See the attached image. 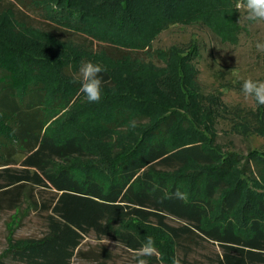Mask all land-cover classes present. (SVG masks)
Wrapping results in <instances>:
<instances>
[{
    "label": "trees",
    "instance_id": "obj_1",
    "mask_svg": "<svg viewBox=\"0 0 264 264\" xmlns=\"http://www.w3.org/2000/svg\"><path fill=\"white\" fill-rule=\"evenodd\" d=\"M3 1L0 0V12H11L19 23L31 26L18 16L15 5L1 6ZM16 1L28 9L44 8L45 17L62 30L92 32L86 1ZM191 1L196 2V8L190 16V10L183 13L178 5L187 2L191 6ZM232 2L236 5L238 0H177L174 4L155 0L159 4L154 9L160 20L178 24L182 19H191L195 12L208 17L221 4L234 7ZM54 3L57 7L52 8ZM231 13L233 19L239 20V12ZM139 25L140 20L131 19L128 27L133 33L144 35L145 29H139ZM121 28L118 35H127V27ZM127 39L122 42L127 48H136L135 44L139 46L142 41ZM25 60L41 67L29 69L31 65L24 66ZM63 68L47 59H26L17 47L0 43V210H16L25 198L47 213L46 234L40 239L12 244L0 258V264H11L8 258L17 264H77L74 259L83 255L82 243L92 234L100 241L116 242L134 254L144 239L128 226L133 220L161 230L175 244L177 252L191 250L200 241H206L221 248L215 264H264V199H248L247 205L246 186H232L227 178L232 158L222 162L219 154L201 143L172 145V131L178 122L175 116L113 161L104 159L105 178L93 173L94 169L79 172L73 162L94 158L96 154L84 145L81 132L85 124L79 123L88 117L100 123L115 118L120 98L105 95L83 117H72L68 126L77 124L72 127L73 132L61 137L49 134L46 126L50 120V100L55 99L53 103L60 110L64 108H58L61 101L67 106L74 97L69 89L66 97L63 95L64 83L68 84ZM101 76L105 81L103 87L111 89L118 85L107 70ZM258 154L259 161L264 160V154ZM192 165L201 168V173L181 174ZM262 178L264 181V175ZM177 190L186 198H176ZM36 191H49L53 199H38ZM244 206L243 215L236 216ZM217 209L220 214L213 216ZM93 257L99 264H108L112 253L103 247ZM147 259L149 264H161L156 255ZM181 262L189 264L185 259Z\"/></svg>",
    "mask_w": 264,
    "mask_h": 264
},
{
    "label": "rangeland",
    "instance_id": "obj_2",
    "mask_svg": "<svg viewBox=\"0 0 264 264\" xmlns=\"http://www.w3.org/2000/svg\"><path fill=\"white\" fill-rule=\"evenodd\" d=\"M83 1L89 3L88 22L97 36L91 31L62 30L45 17L44 8L28 9L16 0H4L1 6L12 3L18 16L31 26L19 23L11 12H0V43L17 47L26 59H47L64 67L62 73L68 84L62 87L63 95L66 97L69 89L74 97L67 106L58 101V108L64 107L60 110L53 103L55 99L50 100V120L46 126L49 134L61 137L73 132L72 127L77 124L68 126L71 120L77 119L75 115L83 117L94 104L80 92V68L84 63L100 64L118 82L115 88L102 86V97L120 98L117 116L102 123L91 117L86 118L88 121L82 118L79 123L85 124L81 132L84 145L96 154L94 158L74 161L77 170L85 173L94 169L93 173L105 178L104 159L113 161L140 144L170 116H175L178 122L172 131V145L201 143L219 154L222 162L232 158L227 176L232 186H246L247 205L248 199H264V160L259 161L258 154H264V105L246 100L242 92L244 79L264 81V53L255 48L257 41H264V23L233 19L231 12L242 14L233 2L234 7L221 4L208 17L195 12L191 19L176 24L168 18L169 21L159 19L154 9L159 3L155 0ZM175 1L169 0L170 4ZM195 3L191 1L189 6L180 2L178 7L183 13L191 11V16ZM55 4L51 7H57ZM123 19L125 23H120ZM131 19L140 20L139 29H145L144 35L131 31L128 27ZM121 25L127 27V35H118V31L122 32ZM139 34L141 38L137 39ZM129 37L133 42L142 40L141 44L127 48L122 42L129 41ZM23 63L29 64L26 60ZM29 65V69L41 67ZM68 73L71 77L66 76ZM201 170L192 165L181 174L191 176ZM36 192L38 199L41 196L53 199L49 191ZM244 209L245 206L239 208L235 215L241 217ZM219 214L217 209L213 216ZM46 215L25 198L16 210H0V258L16 242L42 238L47 232ZM128 226L137 230L144 241L148 236L153 237L155 255L161 264L177 261L182 264L184 259L189 264H215L222 253L217 244L206 241H200L191 250L177 252L171 239L156 227L134 220ZM103 247L112 253L108 264H136L132 252L108 239L100 241L93 234L84 240L83 255L74 262L99 264L93 256ZM6 260L17 264L9 258Z\"/></svg>",
    "mask_w": 264,
    "mask_h": 264
},
{
    "label": "clouds",
    "instance_id": "obj_3",
    "mask_svg": "<svg viewBox=\"0 0 264 264\" xmlns=\"http://www.w3.org/2000/svg\"><path fill=\"white\" fill-rule=\"evenodd\" d=\"M236 8L242 13L239 20L243 22L264 23V0H238ZM255 48L264 53V41H257ZM105 70L100 64L92 62L84 63L80 68L81 86L80 92L89 103H99L102 99V85L105 83L101 73ZM244 98L252 99L258 105H264V81L254 80L251 77L244 79L242 83ZM131 127H136L131 122ZM176 198L185 199V194L177 190ZM155 240L148 236L139 249L134 250L136 264H149L147 257L156 254ZM176 264H179L177 261Z\"/></svg>",
    "mask_w": 264,
    "mask_h": 264
}]
</instances>
